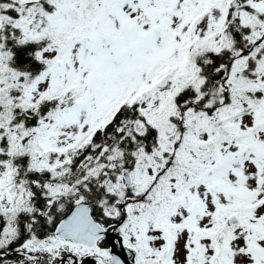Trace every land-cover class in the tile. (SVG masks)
Listing matches in <instances>:
<instances>
[{
  "label": "snow or ice",
  "instance_id": "1",
  "mask_svg": "<svg viewBox=\"0 0 264 264\" xmlns=\"http://www.w3.org/2000/svg\"><path fill=\"white\" fill-rule=\"evenodd\" d=\"M0 264H264V0H0Z\"/></svg>",
  "mask_w": 264,
  "mask_h": 264
}]
</instances>
